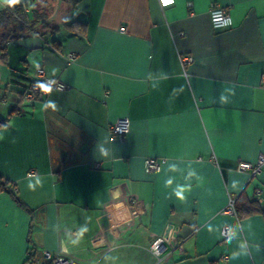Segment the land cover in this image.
<instances>
[{
	"label": "crops",
	"instance_id": "0c3cea01",
	"mask_svg": "<svg viewBox=\"0 0 264 264\" xmlns=\"http://www.w3.org/2000/svg\"><path fill=\"white\" fill-rule=\"evenodd\" d=\"M47 3L0 0V13L22 5L27 20L0 27L13 36L0 43V177L32 210L0 193V264L30 249L77 264H264V218L219 214L230 196L264 204V166L254 178L237 170L264 157V0ZM214 4L231 27L213 28ZM37 68L68 89L26 105ZM122 117L118 140L108 126ZM147 157L162 169L147 173ZM167 225L172 246L156 256Z\"/></svg>",
	"mask_w": 264,
	"mask_h": 264
},
{
	"label": "built area",
	"instance_id": "2783aa9c",
	"mask_svg": "<svg viewBox=\"0 0 264 264\" xmlns=\"http://www.w3.org/2000/svg\"><path fill=\"white\" fill-rule=\"evenodd\" d=\"M161 7H166L172 5L174 0H158ZM191 6V3H189ZM8 10V8L6 9ZM209 15L211 18V23L214 29H223L229 28L233 25L232 19L224 7L219 5H211L209 9ZM121 32H124V29H121ZM76 57L73 53H69L67 56L68 64H71L75 61ZM194 62L192 56L184 55L180 57V63L183 69V73L187 76V66L191 65ZM34 82L30 83L22 92V101L28 104H32L35 101L42 100L48 94H45L41 91L40 85H44L47 88H50L51 91L63 92L68 89V86L58 79H53L46 77L43 70L37 68L33 74ZM50 91V92H51ZM130 131V122L126 117L118 118L108 126V132L112 138L123 140ZM215 160V157L213 158ZM164 164L163 159L147 157L144 159V169L147 173H157L162 169ZM264 166V157H260L256 164L240 162L237 165V170L239 172H246L250 174L251 178L256 177L260 174L262 167ZM32 174H34L32 172ZM236 198L230 196L226 206L220 211V215L226 217H233L238 219L236 212ZM176 233V229L172 225H167L163 231L161 237L156 239L149 247V250L154 255L158 256L161 253L162 248L166 246H172V240ZM221 238L222 240H229L231 238V231L229 226L224 225L221 229ZM227 261L228 258L223 259ZM23 264H77L73 260L64 258L60 255L53 254L49 251H42L38 255L33 250H28L26 258Z\"/></svg>",
	"mask_w": 264,
	"mask_h": 264
},
{
	"label": "trees",
	"instance_id": "16d2710c",
	"mask_svg": "<svg viewBox=\"0 0 264 264\" xmlns=\"http://www.w3.org/2000/svg\"><path fill=\"white\" fill-rule=\"evenodd\" d=\"M67 3L75 4L78 0H65ZM17 9H12V11L5 10L0 13V27L2 26H10L13 29H21L23 26V22H27L25 15H24V9L22 5H14L13 7H16ZM16 10V11H15ZM40 15H35L34 20H32V23L39 22L41 19ZM39 20V21H38ZM41 26L46 28L49 26L47 22H41ZM67 27L70 28L76 35H83L86 24L79 21H73L67 24ZM10 34L8 32L1 36L0 43H2L3 40H7L9 38H12V31H10ZM4 49L0 47V52H3ZM1 57H4V54L1 55ZM32 82H34V79H32ZM31 82V83H32ZM15 112V111H13ZM12 112V114H14ZM11 115V114H10ZM7 125L6 121H0V127H4ZM0 193H7L12 197V199L15 201V203L24 211L32 214V210H30L27 205L24 203V201L19 197L17 186L15 183L0 177ZM236 212L239 219L247 218L254 215H260L264 218V204L262 205L258 200H249L246 197H244L243 194H241L238 198H236Z\"/></svg>",
	"mask_w": 264,
	"mask_h": 264
},
{
	"label": "rangeland",
	"instance_id": "374dc122",
	"mask_svg": "<svg viewBox=\"0 0 264 264\" xmlns=\"http://www.w3.org/2000/svg\"><path fill=\"white\" fill-rule=\"evenodd\" d=\"M48 3L47 4H44V6H50L51 8H53V6H55L56 5V0H46ZM59 6V5H58ZM57 6V7H58ZM56 7V6H55ZM59 9V8H58ZM47 12L49 11V9L47 8V10H46ZM57 13H61V16H62V14L64 13V9L63 8H61V9H59V10H57ZM24 104H28V103H26V102H23Z\"/></svg>",
	"mask_w": 264,
	"mask_h": 264
},
{
	"label": "clouds",
	"instance_id": "9594fccd",
	"mask_svg": "<svg viewBox=\"0 0 264 264\" xmlns=\"http://www.w3.org/2000/svg\"><path fill=\"white\" fill-rule=\"evenodd\" d=\"M18 2H19V0H13V3H18ZM39 87H40L41 91H42L43 93H45V94H48V93H50V91H51L50 88H47V87H45L44 85H40ZM53 107H54V105H53ZM169 183H170V182H169ZM178 195H179V193H178ZM235 255H239V253L234 254V257H233V258H235Z\"/></svg>",
	"mask_w": 264,
	"mask_h": 264
}]
</instances>
